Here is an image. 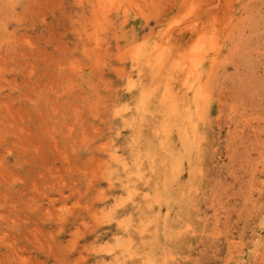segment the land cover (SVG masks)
I'll list each match as a JSON object with an SVG mask.
<instances>
[{"label":"rangeland","instance_id":"rangeland-1","mask_svg":"<svg viewBox=\"0 0 264 264\" xmlns=\"http://www.w3.org/2000/svg\"><path fill=\"white\" fill-rule=\"evenodd\" d=\"M0 264H264V0H0Z\"/></svg>","mask_w":264,"mask_h":264}]
</instances>
